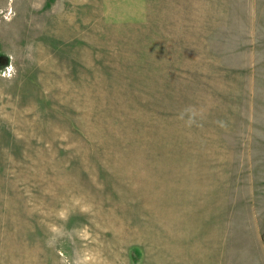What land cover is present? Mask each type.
Wrapping results in <instances>:
<instances>
[{"label":"rangeland","instance_id":"1","mask_svg":"<svg viewBox=\"0 0 264 264\" xmlns=\"http://www.w3.org/2000/svg\"><path fill=\"white\" fill-rule=\"evenodd\" d=\"M209 225L264 264V0H0V264H199Z\"/></svg>","mask_w":264,"mask_h":264},{"label":"crops","instance_id":"2","mask_svg":"<svg viewBox=\"0 0 264 264\" xmlns=\"http://www.w3.org/2000/svg\"><path fill=\"white\" fill-rule=\"evenodd\" d=\"M196 228L197 226L195 227L193 226L191 229L192 237H194L193 233L196 230ZM180 232L182 233V229H180ZM215 239H216V235H213L212 227L209 225L206 241L203 243H200V240H198L199 241L198 245L190 244L187 246V248L189 250H193L194 252L197 251L198 257H199V264H232V262H234V264H237L235 260L234 261L232 260V253L231 251L227 249V245L223 246L221 242H218ZM187 241L188 240H186L185 243ZM182 247L184 248L183 249L184 251L186 246H181L179 250H181ZM180 253L181 252L179 251V254ZM219 253H221L222 255L226 257V262L222 260L223 259L222 257L218 256ZM241 255H242V261H243L245 256L243 254ZM233 257H237V253ZM186 264H190V262L186 260ZM238 264H243V262L238 263Z\"/></svg>","mask_w":264,"mask_h":264}]
</instances>
